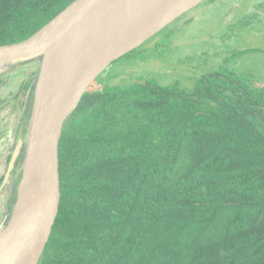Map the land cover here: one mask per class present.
<instances>
[{"label": "trees", "instance_id": "16d2710c", "mask_svg": "<svg viewBox=\"0 0 264 264\" xmlns=\"http://www.w3.org/2000/svg\"><path fill=\"white\" fill-rule=\"evenodd\" d=\"M73 1L0 0V45ZM59 174L39 264H264V86L225 64L188 88H87L60 134Z\"/></svg>", "mask_w": 264, "mask_h": 264}, {"label": "rangeland", "instance_id": "374dc122", "mask_svg": "<svg viewBox=\"0 0 264 264\" xmlns=\"http://www.w3.org/2000/svg\"><path fill=\"white\" fill-rule=\"evenodd\" d=\"M39 61L36 57L9 65L0 73V186L11 154L19 146L16 164L0 190V230L18 200L29 150V103L27 94H17L31 73L36 75ZM222 64L251 85L264 86V0L199 1L139 47L111 62L88 89L124 86L140 77H153L162 85L178 82L188 88Z\"/></svg>", "mask_w": 264, "mask_h": 264}, {"label": "water", "instance_id": "95a60500", "mask_svg": "<svg viewBox=\"0 0 264 264\" xmlns=\"http://www.w3.org/2000/svg\"><path fill=\"white\" fill-rule=\"evenodd\" d=\"M111 0H75L30 37L0 45V61L7 66L40 58L27 93L32 95L29 150H33V186L11 211L0 230V264H39L50 237L60 203L59 139L68 116L92 81L113 61L139 47L177 16L201 0L177 8L175 16L141 35L132 34L113 45L78 82V56L91 17ZM11 154L0 190L7 182L18 156Z\"/></svg>", "mask_w": 264, "mask_h": 264}, {"label": "bare ground", "instance_id": "6f19581e", "mask_svg": "<svg viewBox=\"0 0 264 264\" xmlns=\"http://www.w3.org/2000/svg\"><path fill=\"white\" fill-rule=\"evenodd\" d=\"M189 1L111 0L97 9L90 19L81 43L77 65L78 82L84 78L87 70L96 64L113 45L127 36L141 35L149 28H155L168 16H175L177 12L174 11ZM6 68V63L0 61V73ZM33 158V150L30 149L24 164V177L18 188V200L12 211L19 206L23 198L27 197L33 186L34 180L32 181L31 172L34 165ZM23 264H31L30 257L25 259Z\"/></svg>", "mask_w": 264, "mask_h": 264}, {"label": "flooded vegetation", "instance_id": "af4514ba", "mask_svg": "<svg viewBox=\"0 0 264 264\" xmlns=\"http://www.w3.org/2000/svg\"><path fill=\"white\" fill-rule=\"evenodd\" d=\"M156 34V33H155ZM134 50V49H133ZM132 51V50H131ZM129 53V52H128ZM19 125H20V121H19ZM18 157V156H17ZM3 157H0V160H2ZM17 160V159H16ZM16 164V163H15ZM8 166V165H7Z\"/></svg>", "mask_w": 264, "mask_h": 264}]
</instances>
